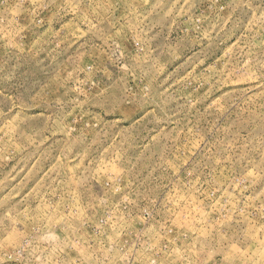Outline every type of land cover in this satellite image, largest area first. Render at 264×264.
Masks as SVG:
<instances>
[{"label":"rangeland","instance_id":"rangeland-1","mask_svg":"<svg viewBox=\"0 0 264 264\" xmlns=\"http://www.w3.org/2000/svg\"><path fill=\"white\" fill-rule=\"evenodd\" d=\"M0 264H264V0H0Z\"/></svg>","mask_w":264,"mask_h":264}]
</instances>
